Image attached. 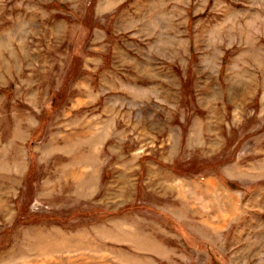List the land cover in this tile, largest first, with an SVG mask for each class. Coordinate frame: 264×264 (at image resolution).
Returning <instances> with one entry per match:
<instances>
[{
    "label": "rangeland",
    "instance_id": "obj_1",
    "mask_svg": "<svg viewBox=\"0 0 264 264\" xmlns=\"http://www.w3.org/2000/svg\"><path fill=\"white\" fill-rule=\"evenodd\" d=\"M0 264H264V0H0Z\"/></svg>",
    "mask_w": 264,
    "mask_h": 264
}]
</instances>
